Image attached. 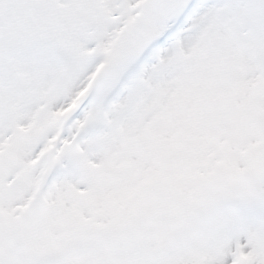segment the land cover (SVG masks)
<instances>
[{
  "label": "snow or ice",
  "instance_id": "obj_1",
  "mask_svg": "<svg viewBox=\"0 0 264 264\" xmlns=\"http://www.w3.org/2000/svg\"><path fill=\"white\" fill-rule=\"evenodd\" d=\"M0 264H264V0H0Z\"/></svg>",
  "mask_w": 264,
  "mask_h": 264
}]
</instances>
